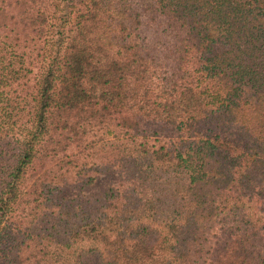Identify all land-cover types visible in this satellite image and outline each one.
<instances>
[{"label":"trees","instance_id":"16d2710c","mask_svg":"<svg viewBox=\"0 0 264 264\" xmlns=\"http://www.w3.org/2000/svg\"><path fill=\"white\" fill-rule=\"evenodd\" d=\"M0 264H264V0H0Z\"/></svg>","mask_w":264,"mask_h":264},{"label":"rangeland","instance_id":"374dc122","mask_svg":"<svg viewBox=\"0 0 264 264\" xmlns=\"http://www.w3.org/2000/svg\"><path fill=\"white\" fill-rule=\"evenodd\" d=\"M94 176H95L94 182L85 189V194L87 195L94 194L104 189L105 187L116 184L117 182V176L113 172L94 174ZM66 193H69L68 196H71L74 192L67 191Z\"/></svg>","mask_w":264,"mask_h":264}]
</instances>
